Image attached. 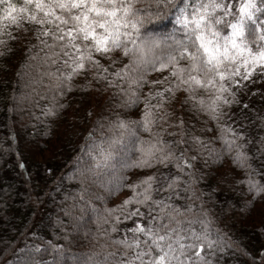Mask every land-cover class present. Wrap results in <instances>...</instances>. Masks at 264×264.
<instances>
[{
  "label": "trees",
  "instance_id": "trees-1",
  "mask_svg": "<svg viewBox=\"0 0 264 264\" xmlns=\"http://www.w3.org/2000/svg\"><path fill=\"white\" fill-rule=\"evenodd\" d=\"M13 2L20 6L23 0ZM131 2L136 15L147 18L138 35L133 32V39L137 44L143 40L159 41L154 54L160 56L169 50V45L174 46L175 40L190 34L177 23L180 9L191 20L193 13L210 0H170L169 6L161 9L156 0ZM214 2L232 6V15L225 16V23L216 26L220 32L218 39L223 43V38L231 33L227 23H234L239 17L243 0ZM257 3L260 6L259 0ZM213 15L222 16L223 12L217 9ZM256 17V23L246 22L245 37L249 42L255 39L259 22L264 21V14L257 13ZM38 27L24 21L19 29L12 25L4 29L13 36L23 35V28L29 29L31 43L27 48V41L14 42L7 35L2 37L12 51L0 56V264H121L136 249L125 248L119 241L143 242V233H134L133 229L150 223L169 224L168 213L173 210H178L176 218L185 230L177 228L180 235H187L188 222L192 221L197 232L206 227L209 238L218 242L202 253L209 264H264V198L256 197L245 207V202L253 201L255 194L248 192L247 184L235 183L246 178V171L254 170L252 178L264 184V145L260 143L264 139V76L257 72L243 82L247 86L237 92L239 102L224 109L232 117L228 124L245 135L237 143L244 144L242 150L251 157V169L246 170L232 164L237 145L232 146L230 153L218 129L207 132L215 129L216 122L193 107L200 98L207 100L212 90L197 88L196 101L189 100L187 104L176 102L170 93L162 107L156 108L160 103L155 98L158 89L151 81L162 77L152 70L151 64L136 68L139 53L128 41L125 43L129 55L125 57L122 49L118 50L117 63L109 66L108 79L113 86L93 81L88 88L86 81H92L95 73L90 64L87 73L81 71L69 82L71 56L75 53L70 51L68 57L64 56L51 38H47L51 48L42 44L36 39ZM4 51L0 47V52ZM147 59L151 61L152 54ZM186 63L181 61L180 66ZM124 65H129L127 74ZM156 67L159 68L158 63ZM115 71H121V77H115ZM141 74L148 83L130 85L129 78L138 80ZM163 76L169 77L163 87L173 83L168 71ZM130 87L139 95L138 101L131 107H119L126 98L121 89ZM149 93L153 98L149 99ZM176 96L183 98L181 92ZM146 102L152 106L155 117L151 133L138 125L130 124L127 129L117 126L118 115L124 120H139ZM49 109L56 115H47ZM181 118L185 121L183 128L179 127ZM190 135L199 136L222 157L216 164L209 160L211 175L216 179L198 180L193 186L195 194L185 191L192 183L187 176L190 170L180 173L174 162L153 161L151 168L135 166L142 159L139 149H147L157 137L164 142L161 147L172 148L178 156L180 150L192 147ZM181 139L188 143L177 145L176 141ZM103 153L111 156L97 166ZM206 159L208 154L204 152L197 168H203ZM217 169H230L229 179L218 183ZM203 170L205 174L209 171ZM149 175L155 177L152 200L167 205L163 213V205L153 204L152 200L138 204L136 193L143 192V187H130L140 185ZM177 175L180 181L169 189V182ZM126 199L131 202L124 204ZM137 210L140 215L125 218ZM113 226L116 231H112Z\"/></svg>",
  "mask_w": 264,
  "mask_h": 264
},
{
  "label": "snow or ice",
  "instance_id": "snow-or-ice-1",
  "mask_svg": "<svg viewBox=\"0 0 264 264\" xmlns=\"http://www.w3.org/2000/svg\"><path fill=\"white\" fill-rule=\"evenodd\" d=\"M156 2L158 9H161L167 8L170 0H156ZM259 5L257 0H243L239 6V17L234 23H227L231 33L223 38V43L218 39L220 32L216 30V26L225 23V16L232 15L229 10L231 5L215 3L214 0H210V3L201 5L199 10L193 13L191 20L188 19L185 10L180 9L177 23L182 24L185 32L190 34L183 40H175L174 46L169 45L167 52L155 56L154 50L159 47V41L143 40L137 44L133 39V32L138 35L139 28L147 18L136 15L131 0H23L20 6H17L13 0H0V47L5 48L4 52H0V56L7 55L12 51L7 48V42L2 38L4 35L14 42L27 41L24 48L30 45L31 41L27 36L29 29H21L23 33L21 36H13L4 31L8 25L19 29L22 23L27 21L39 26L36 29V39L40 40L42 44L50 48L53 45L58 46L66 57L69 56L70 51L75 53L71 56L72 69L68 74L69 82L73 75L79 74L81 71L87 73L90 64L95 69V73L92 81H86L88 88L92 87L93 81L113 86V82L108 79L109 66L117 63L118 50L122 49L125 57L129 55L125 41L131 42L136 46V52L139 53L135 60L136 68L143 69L151 64L152 70L162 77V79L151 81L158 89L155 92V98L160 103L155 106L156 108L162 107L170 93L176 102L187 104L189 100L196 101L197 88L212 90L213 94L207 100L200 98L197 103L193 104V107L197 113H207L209 119L216 122L215 129H207V132L214 133L218 129L220 138L228 144L230 153L232 146L237 145L238 150L232 156V164L237 168L248 170L251 169L249 163L251 157L242 150L245 145L237 143L244 140L245 135L241 130L234 129L228 124V120H231L232 117L224 109L239 102L237 92L247 86L243 82L251 80L257 72L264 76V21L257 25L254 40L249 42L245 37L246 22L256 23V14H264V0H259ZM217 9L223 12L222 16L213 15ZM150 17L151 13H149ZM129 28L133 31H128ZM41 37L45 39H40ZM47 38L52 39L53 45L47 44ZM253 46H255V51ZM149 54L153 56L151 61L147 59ZM181 61H186V65L181 67ZM67 63L68 60H65V64ZM157 63L159 68L156 67ZM128 68L129 65H124L125 74H127ZM165 71H168L169 76L173 78V83L168 87H163L169 82V77L163 76ZM113 74L115 77H121V71H115ZM129 80L130 85L137 84L139 86L140 81L148 83L143 74L139 76L138 80L132 78ZM121 92L126 98L121 101L119 107H131L139 99V95L132 91L131 87L127 90L121 89ZM177 92H181L182 99L176 96ZM151 98H153L152 93H149V99ZM244 108L246 109L247 105H244ZM46 114L56 115L51 109ZM89 115H91L90 112ZM226 117L227 119H225ZM261 119L264 120V117ZM154 122L152 106L147 102L139 120H124L119 115L117 116V126L121 129H127L131 124L141 126L144 132L151 133ZM184 125L185 121L181 118L179 127L183 128ZM132 135H135V132ZM190 141L192 147L180 150V155L177 156L172 148L161 147L160 145L164 142L157 137L154 143H149L147 149H139L142 159L137 161L135 166L151 168L153 161L160 164L174 162L180 173H184L186 169L190 170L187 172V176L192 183L185 188V191L192 190L195 194L196 189L193 186L197 184L198 180L216 179L211 175L212 169L209 160L212 164H216L222 161V157L216 154L213 149L208 148V145L199 136L190 135ZM186 143L188 141L184 139L176 141L177 145ZM260 143L264 145V139H261ZM190 151H194L195 154L189 155ZM204 152L208 154V159L203 161V168L209 169L207 174L203 168H197L201 154ZM110 156L111 153H103L102 159L97 161V166L100 163H106ZM216 171L219 175L218 183L229 179L230 169L224 171L217 169ZM197 172H199V176H197ZM253 174L254 170L246 171L244 180H235L232 177L237 184H247L248 192L255 194L253 201L245 202V207H249L256 197L264 198V184L254 180ZM154 179L155 177L149 175L141 180L140 185H130L133 189L138 186L143 187V192L136 193L138 204H146L152 200L150 193ZM179 181V175L173 177L169 182V189L176 186ZM130 202V199H126L123 203L129 204ZM152 203L163 205L162 213L167 207L163 201L152 200ZM173 212L168 213L169 224L162 226L151 223L146 226L137 225L133 232L143 233L145 236L143 242L139 239L132 242L127 239L119 241L125 248L136 249L135 254L130 259L122 261L121 264H209L202 253L206 249L217 246L218 242L209 238L206 227L201 232H197L191 226L192 221L188 222L187 235H180L177 228H180L182 222L176 218L179 212L178 210H173ZM132 215H140V213L137 210L126 215L125 218H130ZM199 222L202 225L205 223L203 220ZM104 223H107V220H104ZM173 223L176 227H173ZM112 231H116L115 226ZM180 231L185 230L180 228ZM162 232L163 234H161ZM149 239L151 243L148 242ZM145 257L148 259L146 260Z\"/></svg>",
  "mask_w": 264,
  "mask_h": 264
},
{
  "label": "rangeland",
  "instance_id": "rangeland-1",
  "mask_svg": "<svg viewBox=\"0 0 264 264\" xmlns=\"http://www.w3.org/2000/svg\"><path fill=\"white\" fill-rule=\"evenodd\" d=\"M223 170V169H222ZM221 171V170H220Z\"/></svg>",
  "mask_w": 264,
  "mask_h": 264
}]
</instances>
